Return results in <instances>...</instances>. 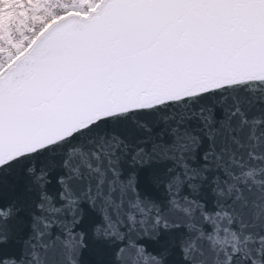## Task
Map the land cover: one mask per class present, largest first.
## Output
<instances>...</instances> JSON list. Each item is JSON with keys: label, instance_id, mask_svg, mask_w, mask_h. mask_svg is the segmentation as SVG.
<instances>
[{"label": "snow or ice", "instance_id": "6c2138e0", "mask_svg": "<svg viewBox=\"0 0 264 264\" xmlns=\"http://www.w3.org/2000/svg\"><path fill=\"white\" fill-rule=\"evenodd\" d=\"M0 264H264V0H0Z\"/></svg>", "mask_w": 264, "mask_h": 264}]
</instances>
